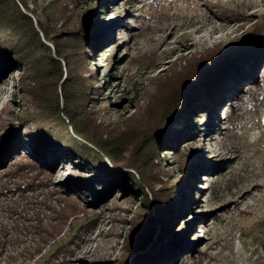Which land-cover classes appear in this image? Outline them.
I'll use <instances>...</instances> for the list:
<instances>
[{
    "label": "rangeland",
    "instance_id": "1",
    "mask_svg": "<svg viewBox=\"0 0 264 264\" xmlns=\"http://www.w3.org/2000/svg\"><path fill=\"white\" fill-rule=\"evenodd\" d=\"M1 2L3 14L12 11L5 19L13 31H37L31 45L41 50L24 66L12 58L0 72V153L32 93L51 84L60 103L66 92L93 129L122 138L126 128L128 141L147 139L189 74L182 69L204 65L206 52L240 47L264 22V0ZM91 19L101 27L94 47L77 40ZM249 65L239 64L220 83L212 116L194 100L186 118L180 110L171 117L173 143L178 130L193 135L181 140L178 153L157 144L170 174H180L190 150L207 167L192 173L187 212L176 214L174 232L157 251L133 249L139 196L118 188L105 193L123 167L105 160L112 174L91 189L60 157L44 166L27 137L19 155L0 162V264H152L138 262L150 253L156 264H264V56ZM188 94L180 97L184 103Z\"/></svg>",
    "mask_w": 264,
    "mask_h": 264
},
{
    "label": "trees",
    "instance_id": "2",
    "mask_svg": "<svg viewBox=\"0 0 264 264\" xmlns=\"http://www.w3.org/2000/svg\"><path fill=\"white\" fill-rule=\"evenodd\" d=\"M9 1L7 0V2ZM107 5L108 3L100 7L99 13L101 15H104ZM1 6L0 0V72L5 73L12 58L16 59L14 60L16 65L24 66L28 55L40 51L41 48H34L31 45L35 41L33 38H37V31L32 29L29 35L13 31L9 21L5 19H9L8 15L12 11L8 15L3 14ZM19 22L22 23V21ZM262 25L259 33L246 38L240 47L235 45L227 51L221 48L209 51L203 56L204 65H198V62L195 63L194 61V63L191 62L186 65L182 72L188 70L189 74L180 76L184 80L180 82L179 93L172 98V102L169 101L166 111L159 112V116L156 117V126L147 139L128 141L129 133L127 134L126 128L122 129V138L117 135L118 132L112 135L100 133L101 131L96 128V130L93 129L85 121L84 113L72 105L73 102L66 92L62 96V103H60L57 86L51 84V86H47L46 90L42 89L32 93L30 103L25 104V109L18 116V127L12 130L14 133L12 141L4 142L0 153V162L2 160L3 163L5 157L19 155L20 149L28 137L35 147L34 151L39 156L42 154L45 159L42 162L44 166L52 168L53 159L60 157L64 162L73 164L79 171V175L73 174V176H77L78 184L89 185L91 189L105 185L107 178L112 174V170L108 172L109 167L105 160L123 167L124 170L119 177L117 172L114 173L116 181L110 182L111 185L107 186L105 193H110L114 188H118L123 192H130L133 198L137 199L139 196L142 205L133 220L135 224L133 249L136 247L142 249L148 246V248L157 251L159 249L157 247L163 243V238L168 239L170 233L174 232V225L177 221V218L175 219L176 214L183 215L187 212L183 206L189 207L192 173L197 168L200 170L204 168L200 162L192 159L194 152L190 150L187 160L179 166L180 174L178 176L170 174L161 162L162 158H160L157 144L169 146L171 147L170 150L178 153L181 140L193 135L190 133L184 136V130H178V133L173 136L177 142L173 143L172 135L168 133V122L171 117L179 114L178 111L180 110L179 116L185 114L184 117L186 118L189 107L192 106L194 100L202 103L203 115L207 113L211 115L209 108L215 107L212 103H214L216 91L226 76L235 70L239 64L250 66L251 62L258 63L261 56H264V29L262 30L264 22ZM100 28V23L91 19L90 22L88 21L83 25L78 33L83 38L78 37L77 40L94 47L97 42L96 35ZM222 50L224 52L218 53ZM201 68L204 69L201 70ZM191 69L193 70L190 72ZM198 70L200 73L196 74ZM192 75L195 78H192L193 81L189 84L188 78ZM220 80L221 82H219ZM171 89L173 88L171 87ZM185 91L190 94L193 93L188 94L190 98L184 103V98L180 97ZM196 96L197 99H195ZM86 110L88 109L86 108ZM134 115L135 113H132L128 118ZM197 118L198 116L194 119L191 118V121L194 122ZM8 123L10 127H13V119ZM8 123H6L7 126ZM186 127V129L189 128ZM75 136L83 140L77 139L78 137ZM128 151L131 153V158L125 156ZM203 170L206 171L207 167ZM164 176L166 178H163ZM186 194L189 198L185 197ZM155 237H157L156 241L154 240ZM153 240L154 242H152ZM153 256L156 257L155 254L151 253L150 255L142 254L138 262L145 260L146 263L151 261L152 264H156L154 262L156 258ZM136 261L134 260L133 263Z\"/></svg>",
    "mask_w": 264,
    "mask_h": 264
}]
</instances>
